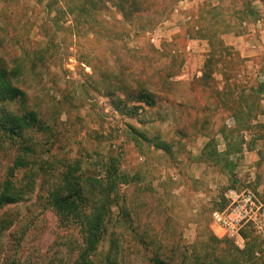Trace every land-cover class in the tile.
<instances>
[{
  "label": "rangeland",
  "instance_id": "obj_1",
  "mask_svg": "<svg viewBox=\"0 0 264 264\" xmlns=\"http://www.w3.org/2000/svg\"><path fill=\"white\" fill-rule=\"evenodd\" d=\"M240 5L184 0L174 6L156 0L149 12L126 19L106 2L109 9L95 12L92 20L79 0H0V65L17 74L16 84L26 95L19 105L38 112L48 126L33 133L32 192L0 212V219L6 215L14 222L5 233L0 264L10 256L24 264H70L77 257L81 234L64 228L46 205L58 173L75 161L93 175L114 160L128 177L121 192L133 223L115 231L127 264H153L155 254L171 264H211L232 245L214 233L212 213L222 208L224 192L249 190L263 202L264 195L247 180L244 154L231 176L206 163L202 152L210 139L225 150L219 131L228 124L233 99L224 74L238 72L236 79L248 87L264 80V67H248L228 44L229 37L247 32ZM214 7L221 8L234 32L219 38L239 60L224 63L213 80L203 81L211 49L198 29L210 24ZM156 8L162 10L157 15ZM135 80L145 83L158 105L128 115L113 106L117 96L126 100L114 86ZM259 120L264 124V114ZM161 142L170 149H162ZM14 152L0 151V191ZM24 176L18 173L20 181ZM253 234L260 244L258 264H264V240ZM109 237L102 251L108 250Z\"/></svg>",
  "mask_w": 264,
  "mask_h": 264
},
{
  "label": "trees",
  "instance_id": "obj_2",
  "mask_svg": "<svg viewBox=\"0 0 264 264\" xmlns=\"http://www.w3.org/2000/svg\"><path fill=\"white\" fill-rule=\"evenodd\" d=\"M74 2L75 0H71ZM82 10L89 14V18L95 12L109 9L106 2H111L123 17L130 19L135 15L149 12L156 0H79ZM150 1V2H148ZM169 1L171 5L184 0ZM170 6V4H169ZM168 6V7H169ZM155 14L161 8H156ZM201 7L199 10H202ZM247 19L257 20L258 14L252 9L250 3L245 4L241 21ZM208 15H212L207 27L198 29L204 32L203 36L209 43L210 53L204 65L201 80H213V76L219 73L221 65H235L238 54L232 47L224 44L219 36L231 31L232 26L226 23L221 8H211ZM159 23V22H158ZM195 31V29H193ZM230 62V63H228ZM225 75V82L233 99V106L229 108L228 124H224L219 133L225 141V150L219 151L214 139H210L202 152L206 163L218 166L219 170L229 175H234L247 139L244 134L252 137L250 144L264 140V124L260 117L264 114L262 102L264 101V80L250 87L240 83L238 72L232 71ZM17 74L0 65V151L13 149L15 157L9 168L6 180L0 191V212L5 208L15 206L23 201L33 190L32 168L36 165L32 159L37 154L33 133L45 132L48 126L39 116L38 112L22 108L19 104L25 101V92L16 84ZM233 79V82L231 80ZM115 93H122L126 100L117 96L113 102L116 110L128 115H137L143 109L155 108L158 105L156 95L149 90L143 82L118 83ZM237 94L236 97H233ZM115 95V94H114ZM127 101V102H126ZM18 108H14L17 107ZM162 149L169 150L166 142H161ZM238 155L236 162L231 159ZM43 166V165H42ZM41 166V169H42ZM24 171L23 180L18 179V173ZM98 174L87 175L81 163H66L63 170L56 177L54 188L49 190L46 197V205L56 213L61 225L66 229H76L82 237L79 254L70 264H127V255L122 256L123 247L115 235L116 229H130L133 223L131 213L125 205L124 194L121 192L123 185L129 183L126 174L122 173L116 162L108 161ZM225 207V202L220 210ZM119 219H114L115 212ZM13 221L4 215L0 219V262L5 252L4 236L13 225ZM111 229V230H110ZM108 239V250L102 251L103 242ZM246 239V247L239 250L234 243L217 256L211 264H258L256 253L260 249L258 239L254 237L251 229L243 232ZM228 240V239H227ZM144 244L143 240H140ZM153 264H171L159 254L151 259ZM3 264H24L19 258L10 256L4 258Z\"/></svg>",
  "mask_w": 264,
  "mask_h": 264
},
{
  "label": "crops",
  "instance_id": "obj_3",
  "mask_svg": "<svg viewBox=\"0 0 264 264\" xmlns=\"http://www.w3.org/2000/svg\"><path fill=\"white\" fill-rule=\"evenodd\" d=\"M238 1L241 3V5L238 7L239 10L241 9L243 12L245 10V4L250 3L252 9H254L258 16L257 20L247 19V14L245 11V21L243 22L242 28L243 31L247 30V32L242 37H229L228 44L235 47L248 67L258 68L262 66L263 68L264 20L262 23L260 17H264V0ZM246 25L248 26L246 27ZM252 32L255 34V37L257 36L256 38L252 37L254 35ZM246 139L249 142H247V144L244 146L243 170L245 173H250L249 175L251 177L247 180L249 182H253V186L255 187L257 194L262 197V195H264V140H259L250 144V140H248V138ZM249 139H251V136ZM239 182L242 183L241 180Z\"/></svg>",
  "mask_w": 264,
  "mask_h": 264
},
{
  "label": "built area",
  "instance_id": "obj_4",
  "mask_svg": "<svg viewBox=\"0 0 264 264\" xmlns=\"http://www.w3.org/2000/svg\"><path fill=\"white\" fill-rule=\"evenodd\" d=\"M223 199L225 207L212 213L216 236L232 241L239 250L246 247V229L264 240V202L259 196L249 190L229 188Z\"/></svg>",
  "mask_w": 264,
  "mask_h": 264
}]
</instances>
